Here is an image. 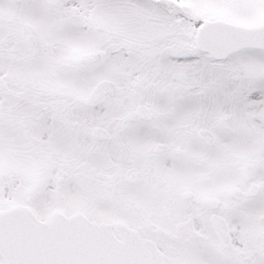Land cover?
<instances>
[{
	"label": "snow or ice",
	"instance_id": "snow-or-ice-1",
	"mask_svg": "<svg viewBox=\"0 0 264 264\" xmlns=\"http://www.w3.org/2000/svg\"><path fill=\"white\" fill-rule=\"evenodd\" d=\"M0 264H264V0H0Z\"/></svg>",
	"mask_w": 264,
	"mask_h": 264
}]
</instances>
